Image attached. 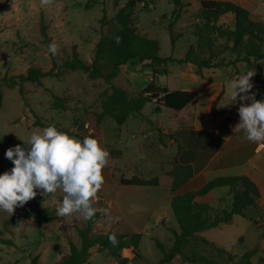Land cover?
Segmentation results:
<instances>
[{"label":"rangeland","instance_id":"rangeland-1","mask_svg":"<svg viewBox=\"0 0 264 264\" xmlns=\"http://www.w3.org/2000/svg\"><path fill=\"white\" fill-rule=\"evenodd\" d=\"M118 1L116 5L115 0H51L42 7L40 0H0L1 76L24 73L32 65L44 70L51 67L52 59L40 33L42 20L48 26L51 43L57 46L55 60L58 65L74 51L89 61L100 35L111 26L108 21H102V17L106 13V18H110L117 7L125 3V0ZM184 2L182 15L172 25L174 32L181 34L175 46L172 45L168 29L174 11V5L169 0H139L135 7L133 25L139 32L159 40L160 54L163 56L181 58L187 47L195 42L193 23L197 21L195 12L200 8V1ZM254 13L257 15V12ZM218 22L232 25L231 13L221 16ZM143 62L139 59L129 61L114 79L115 84L133 94L145 87L153 73ZM199 82L193 63L168 61L166 70L156 75L157 84L172 88H194ZM23 86L25 94L22 97L18 84L0 81V162L5 167L10 166V169L13 164L5 157V150L17 144L23 146V141L18 137L27 139L31 133L43 129L33 125L34 112L46 123L72 130L76 124L87 126V110L100 113L102 99L111 92L102 78L89 79L81 70H64L61 76L44 77L41 84L26 82ZM52 93L64 97L66 105L55 104ZM152 108V102L146 103L142 110V120L138 116L139 119L130 118L119 125L107 115L99 124L98 143L109 155L102 169L104 183L91 200L92 207L99 212L91 233L110 230L141 232L142 237L135 254L129 248L121 251L127 260L125 264H157L161 252L155 245V239L168 247L173 242L174 230H179L170 205L171 177L161 172L171 165L176 146L159 147L157 150L159 137L150 130L147 134L149 124L157 125L158 120V113H153ZM168 112L165 111L163 121H172ZM69 136L80 140L76 135ZM133 175L146 178L158 176L160 184L133 186L118 183L120 177L130 178ZM36 191L33 198L17 206L12 214L0 211V225L12 215L21 213L35 198L44 196L40 190ZM47 196L42 205L56 209L64 193L57 189ZM224 199L230 198L225 196ZM253 208L249 207V210ZM239 220L237 215L232 223L205 229L201 234L227 247L239 257L258 238L255 232L244 238V227ZM76 225H86V220L79 213L65 217L56 215L48 223L26 218L17 226H10V230L3 236L11 238L14 244L0 241V264H29L35 254L39 255V264H57L61 256L69 252L70 242L80 243ZM87 264L119 263L107 249L96 245L91 248ZM167 264L194 263L176 256ZM251 264H264V259L259 257Z\"/></svg>","mask_w":264,"mask_h":264},{"label":"trees","instance_id":"trees-1","mask_svg":"<svg viewBox=\"0 0 264 264\" xmlns=\"http://www.w3.org/2000/svg\"><path fill=\"white\" fill-rule=\"evenodd\" d=\"M139 0H125L122 6L117 7L110 18L106 13L102 21H108L111 26L107 32L100 35L95 44L92 58L85 60L77 51L65 58L59 65L56 55L49 53L52 65L49 69L37 66H29L26 72L17 75L1 76L0 81H8L18 84L19 91L23 97L24 83H42L46 76H61L64 70H81L87 74L89 79L102 78L110 88L111 92L101 101L102 111L87 110L88 124H76L74 129L62 127L56 124L46 123L34 112V126H55L59 131L68 135H76L83 141L84 137L98 138L100 136L99 124L104 116H110L119 125L124 124L134 113H140L146 103L153 102L154 112H160L163 107L173 111H180L189 102L196 99V90L169 89L159 86L153 79L139 90L136 94L130 93L125 87L115 84L114 79L120 74L122 65L132 60L151 61L154 73L166 70L168 61L180 63H193L196 72L202 76L203 68H217L224 65H236L243 61L256 71V94L254 99H264V73L256 64L264 60V21L255 20L249 9L232 0H199L200 8L195 12L193 23V35L195 42L191 43L181 58L163 56L160 54L159 40L139 32L133 25L132 15ZM174 5L173 20L168 25L171 34L172 45L175 46L180 33H175L173 22L180 18L185 6L184 0H169ZM119 1L115 0L118 5ZM147 4V1L145 2ZM227 13H232V25L227 26L219 23V18ZM47 24L42 20L40 33L43 42L51 43L47 32ZM119 37V43L116 38ZM230 54V56H227ZM220 94L209 104L213 109ZM54 103L65 106V98L52 93ZM1 99V92H0ZM25 103L27 104L26 100ZM159 140L162 142V133L159 131ZM178 143V149H181ZM10 170V166H3L0 162V173ZM171 176L170 205L177 220L179 230H174V239L170 246L166 247L158 239L155 245L159 248L161 256L157 264H167L176 256L194 264H251L252 256L256 249L247 250L237 257L230 249L219 243L208 239L201 232L205 229L228 224L233 221L234 215H246L249 206L256 205L260 198V190L257 184L247 175H220L208 180L200 188L195 190L180 191V188L193 176L194 170L191 164L176 162L167 172ZM118 183L121 185L158 186V176L141 177L133 175L130 178L120 177ZM230 187V199L221 198L218 206L214 207L208 202L199 201L201 197L210 190L221 187ZM48 194L39 196L32 200L19 214H14L4 220L0 225V241L13 245L11 238H5L3 234L10 230V226H17L26 218H34L39 223L52 222L56 217V209L42 205ZM99 212L86 220V225L75 226L80 243L70 242L69 252L62 255L57 264H87L91 248L98 246L107 249L111 256L118 259L119 264H125L126 258L121 251L129 248L135 254L139 246L141 232H114L112 230L92 234V227ZM114 234L117 243H110L108 236ZM29 264H39V255L31 257Z\"/></svg>","mask_w":264,"mask_h":264},{"label":"crops","instance_id":"crops-1","mask_svg":"<svg viewBox=\"0 0 264 264\" xmlns=\"http://www.w3.org/2000/svg\"><path fill=\"white\" fill-rule=\"evenodd\" d=\"M232 1L249 9L255 20L264 21V0ZM254 12H257V15ZM143 63L152 71L153 66L150 60L145 59ZM127 64L128 62L121 67V71ZM256 64L260 67V71L264 73V60L258 61ZM248 71L254 72L250 78L253 88L249 91L255 97L256 71L243 61L238 62L236 65L203 68L202 76L196 72L200 82L194 88H172L166 85H159L156 83L158 72L154 73L152 71L153 74L150 78L157 85L165 86L169 89L196 90L198 94L195 100L189 102L180 111L176 112L163 107L160 112H157V125L149 124L147 134L152 131L158 138L159 131H161L163 141L159 142L157 150L159 147L171 148L176 146V153L171 165L164 169L161 167L163 174L168 175L167 172L176 162L192 165L194 174L180 188V191L198 189L208 180L220 175L244 174L257 184L260 190V198L257 204L249 206L254 208L249 210L248 207L245 216L239 215V223L244 227L242 236L247 238L252 232L258 234L256 242L248 249L257 250L252 256L251 263H254L259 257L264 259V144L247 141L244 139L243 130L238 127L235 128L239 123L238 108L241 104L250 103L251 99L246 98L241 101L239 95L244 94H238L236 100H233L229 90L231 80ZM218 94L220 96L215 102L213 109H211L209 104ZM154 106L155 104L153 103L151 110L153 113ZM165 111H169L172 121H163L165 120ZM141 115L142 111L132 114L128 119H139L138 116L141 118ZM178 143L181 144V149H178ZM171 182L172 178L169 184ZM229 192V186L216 187L205 195L197 197V199L216 207L221 198L225 196L230 198Z\"/></svg>","mask_w":264,"mask_h":264},{"label":"clouds","instance_id":"clouds-1","mask_svg":"<svg viewBox=\"0 0 264 264\" xmlns=\"http://www.w3.org/2000/svg\"><path fill=\"white\" fill-rule=\"evenodd\" d=\"M50 2L40 0L42 7ZM48 51L55 55L56 44L50 43ZM253 74L248 71L231 80L229 90L233 100L238 94H244L239 95L241 101L251 99L238 108L239 123L235 128L243 130L247 141L264 144V99H254L249 91L253 88ZM18 138L23 146L17 144L4 153L13 167L0 173V211L12 214L17 206L33 198L36 190L45 196L60 189L64 196L56 208L58 217L79 213L85 220L91 219L98 211L91 200L104 183L102 169L109 155L97 139L89 136L80 141L51 125L31 133L27 139ZM108 239L113 245L117 243L114 234Z\"/></svg>","mask_w":264,"mask_h":264},{"label":"built area","instance_id":"built-area-1","mask_svg":"<svg viewBox=\"0 0 264 264\" xmlns=\"http://www.w3.org/2000/svg\"><path fill=\"white\" fill-rule=\"evenodd\" d=\"M150 79H152V78H150Z\"/></svg>","mask_w":264,"mask_h":264}]
</instances>
